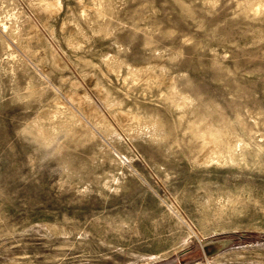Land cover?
Listing matches in <instances>:
<instances>
[{
    "label": "rangeland",
    "instance_id": "1",
    "mask_svg": "<svg viewBox=\"0 0 264 264\" xmlns=\"http://www.w3.org/2000/svg\"><path fill=\"white\" fill-rule=\"evenodd\" d=\"M0 264H264V0H0Z\"/></svg>",
    "mask_w": 264,
    "mask_h": 264
}]
</instances>
